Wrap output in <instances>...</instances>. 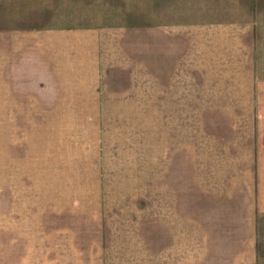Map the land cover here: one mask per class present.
I'll list each match as a JSON object with an SVG mask.
<instances>
[{
    "label": "rangeland",
    "instance_id": "obj_1",
    "mask_svg": "<svg viewBox=\"0 0 264 264\" xmlns=\"http://www.w3.org/2000/svg\"><path fill=\"white\" fill-rule=\"evenodd\" d=\"M204 3L0 0V264H264L204 248L158 84L155 108V36L180 43L186 21L199 67L215 27L223 64L232 19Z\"/></svg>",
    "mask_w": 264,
    "mask_h": 264
},
{
    "label": "crops",
    "instance_id": "obj_2",
    "mask_svg": "<svg viewBox=\"0 0 264 264\" xmlns=\"http://www.w3.org/2000/svg\"><path fill=\"white\" fill-rule=\"evenodd\" d=\"M204 1L184 0V16L186 6L190 13L194 6V15L202 20ZM207 9L209 13L226 11V21L232 19L224 30L223 64L219 67L214 61L215 27L206 45L205 64L199 67L189 54L191 34L186 21L184 32L177 30L180 43L170 40L169 31L162 46L155 36V108L158 84L163 108L175 118V146L183 150L182 163L190 166L185 172L184 206L199 207L201 238L204 228L215 231L211 239L205 234L204 248L210 245L215 259L222 252L218 260L229 261L238 252L245 258L249 253L256 261L264 251V202L260 200H264V182L259 172L264 164V0H207ZM192 164L200 166L198 184L193 183ZM189 223L192 228L193 220Z\"/></svg>",
    "mask_w": 264,
    "mask_h": 264
}]
</instances>
